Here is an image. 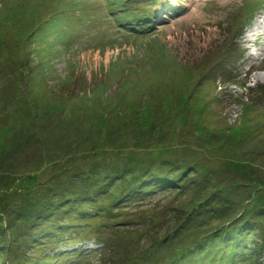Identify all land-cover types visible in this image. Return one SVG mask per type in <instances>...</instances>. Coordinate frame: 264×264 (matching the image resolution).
<instances>
[{"label": "rangeland", "instance_id": "rangeland-1", "mask_svg": "<svg viewBox=\"0 0 264 264\" xmlns=\"http://www.w3.org/2000/svg\"><path fill=\"white\" fill-rule=\"evenodd\" d=\"M128 1L0 0V264L31 211L37 235L69 232L50 264H155L217 237L190 256L209 264L252 217L240 264H264V0ZM162 3L147 35L116 22ZM167 173L178 186L151 181Z\"/></svg>", "mask_w": 264, "mask_h": 264}, {"label": "trees", "instance_id": "trees-1", "mask_svg": "<svg viewBox=\"0 0 264 264\" xmlns=\"http://www.w3.org/2000/svg\"><path fill=\"white\" fill-rule=\"evenodd\" d=\"M242 53H239L241 55ZM173 167V165L171 164ZM235 168H241V165L234 164ZM156 179H152V182H155V185L160 188L161 186L170 187L173 185H177L173 179H171L170 173H167L163 176L155 177ZM131 180L130 177L125 178V182L128 183V181ZM149 181L147 184H142L141 180L136 184L130 185V187H121L119 185L118 189L115 191V193H112L111 195L116 196L115 198V204L116 207L120 208L123 204H126L127 201L131 200L133 197H135L139 190L143 187L149 188L153 185V183ZM179 187H181L179 185ZM109 212V210H108ZM101 213L103 217L106 215L108 216L109 213ZM92 213V212H91ZM89 213L90 217L93 214ZM21 216V213H19ZM201 214V211H200ZM26 213L24 212V215L22 217H18V220L20 218H24L22 220H25L26 223H28V228L25 232L22 231L21 223L15 224V222H11L8 228H5L4 234H3V243L2 245V252L5 257V264H50L47 263V261L52 260L54 256L59 255L60 253L57 252L58 249L66 248L69 245V239L68 237V231L66 228L62 227L60 228H54L53 230H49L44 235H37L38 232H36V228L40 226L39 218L37 217V212H32L28 214V218H25ZM111 216V214H110ZM252 217V216H251ZM200 218H192V217H186L184 222L182 223V226L184 230L186 229H194L198 230L199 225L197 221ZM254 219V217L249 218V220ZM17 220V219H16ZM15 220V221H16ZM251 220L247 223V227L242 230L243 227H238L237 224H233L237 227H234L230 224L231 227H226L225 232H222L220 234V237L226 233V244L224 248H221L220 251L215 254L213 253V250L209 251L207 255L204 256L205 261H208L209 264H240L242 261H245L248 257V250L245 248L246 241L244 239H241L242 236H244L245 231L249 230L254 223L251 222ZM5 223L1 222V225H4ZM38 225V226H37ZM255 226V225H254ZM260 226V224H259ZM201 227V225H200ZM249 227V228H248ZM69 228V226H68ZM242 230V234H240V231ZM75 236V235H74ZM70 236V237H74ZM224 236V235H223ZM241 236V237H240ZM245 237V236H244ZM217 237H214L212 240H206L199 248H186L185 251L178 253L175 256H171L170 252L165 254V258L161 262H158L156 260L155 264H189L190 263V256L194 252L196 255L200 252L201 249L207 247L210 242H216ZM85 242L88 241L86 239L78 238V235L74 237L73 242ZM88 243V242H87ZM168 243V239L162 242L163 246H166ZM84 244V243H83ZM98 244H102L98 242ZM261 246H259L257 250L258 259H260L262 256H264V237L261 240ZM43 247H47V249L43 252V254H40L39 252L43 251ZM80 249V248H79ZM77 250V253L80 250ZM243 249V250H241ZM245 249V250H244ZM188 250V252H186ZM237 250V251H236ZM240 252V253H239ZM66 255H68L70 252L66 251L64 252ZM184 253V254H183ZM2 255V256H3ZM11 258L14 259V261L11 260ZM198 260H194L192 264H196ZM7 262V263H6Z\"/></svg>", "mask_w": 264, "mask_h": 264}, {"label": "bare ground", "instance_id": "bare-ground-1", "mask_svg": "<svg viewBox=\"0 0 264 264\" xmlns=\"http://www.w3.org/2000/svg\"><path fill=\"white\" fill-rule=\"evenodd\" d=\"M151 21H152V18L148 19V21H147V22H151Z\"/></svg>", "mask_w": 264, "mask_h": 264}]
</instances>
